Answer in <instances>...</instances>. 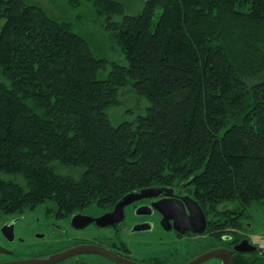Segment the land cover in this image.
<instances>
[{
  "label": "trees",
  "instance_id": "obj_1",
  "mask_svg": "<svg viewBox=\"0 0 264 264\" xmlns=\"http://www.w3.org/2000/svg\"><path fill=\"white\" fill-rule=\"evenodd\" d=\"M63 2L89 3L125 63L50 0H0V215L111 207L178 177L213 205L264 204V0ZM128 86L146 111L112 124Z\"/></svg>",
  "mask_w": 264,
  "mask_h": 264
},
{
  "label": "flooded vegetation",
  "instance_id": "obj_2",
  "mask_svg": "<svg viewBox=\"0 0 264 264\" xmlns=\"http://www.w3.org/2000/svg\"><path fill=\"white\" fill-rule=\"evenodd\" d=\"M151 187H157L158 196L134 200L123 207L122 214L111 213L115 204L65 213L51 203L31 216L28 212L1 214L0 263L40 258L47 264H188L221 249L232 251L230 263L240 254L264 256V233L258 229L264 226V205L259 204L263 211L257 212L259 205H213L199 200L192 187L182 182ZM200 210L205 229L197 234L193 230L200 225L192 218ZM106 213L111 214L104 222L110 224L100 225L96 218ZM87 217L93 220L86 223ZM245 240L256 249L237 250L240 242L249 244ZM215 262L222 260L209 257L197 264Z\"/></svg>",
  "mask_w": 264,
  "mask_h": 264
},
{
  "label": "rangeland",
  "instance_id": "obj_3",
  "mask_svg": "<svg viewBox=\"0 0 264 264\" xmlns=\"http://www.w3.org/2000/svg\"><path fill=\"white\" fill-rule=\"evenodd\" d=\"M121 1L125 6V10L129 11V13H135L137 8L141 5V0ZM50 4H55L58 7L60 6L63 12H66V10L68 9L66 6H64L63 0H50ZM97 13L98 12L94 10L89 3H87L82 7L67 10L65 15L66 18H68L71 22L73 28L86 39L94 55H96L97 57H104L109 61H116L124 64L125 61L123 54L121 53L119 47L116 45L110 31L107 29L105 19L98 16ZM2 23L3 19H0V26L2 25ZM118 101L119 102L117 105L111 107L108 110V116L112 124H117L121 121L134 119L136 115L144 113L148 105L147 101L144 98L138 96L129 86L120 89ZM180 179V177L174 179L171 184L177 185ZM257 205L258 204H255V206ZM43 206L44 203L37 205L35 207L36 209L33 208L35 210L26 209L24 211H19L16 213L28 212L26 214H29L31 216L35 211H38L39 207ZM98 207L101 206L94 203L85 208L97 209ZM258 207L259 209L254 207L256 212L258 210L263 211V206L261 207V205H259ZM253 221L254 220H251L252 223ZM252 225L254 224H251V226ZM258 229L261 233H264V226L262 224L261 228ZM252 237L253 240H258V238H255L254 236ZM214 264H218V262H215Z\"/></svg>",
  "mask_w": 264,
  "mask_h": 264
},
{
  "label": "water",
  "instance_id": "obj_4",
  "mask_svg": "<svg viewBox=\"0 0 264 264\" xmlns=\"http://www.w3.org/2000/svg\"><path fill=\"white\" fill-rule=\"evenodd\" d=\"M183 184H185V182H182ZM156 188L157 187H144V188H140L138 190H135V191H131L125 195H123L116 203H115V206H114V210L111 212V213H115V212H118L119 214L123 213V207L125 205H127L128 203L134 201V200H137V199H140V198H146V197H156L158 196L157 192H156ZM194 200V199H192ZM194 202H196L194 200ZM194 204H197V203H194ZM160 206V205H159ZM201 213L199 212H194L193 213V218L192 220L194 221L193 223L195 224H199L200 227L193 230V232L195 233H201L204 231L205 229V216L203 214V212L200 210ZM111 213H106V215H102L100 216L99 218H96L98 221V223H100V225H107V224H110V222L108 220H106L104 222V217H109V214ZM191 216V214H190ZM93 218L91 217H87V220L86 223L92 221ZM102 221V222H101ZM243 242H247L249 243L248 241H243ZM244 245L242 242H240L239 246H237V250L239 251H250V250H253V249H256L255 246L251 245L250 243L247 244V246H242ZM251 245V246H250ZM0 250H2V248L0 247ZM211 253L210 254H207L205 256H201L199 257L197 260H193L192 262L188 263V264H197L199 263L200 261H202L203 259H206V258H209V257H218L219 259L222 260V263L221 264H229L230 263V260H231V257H232V251L231 250H213V251H210ZM100 253H103L102 251H100ZM127 264H140V263H135L133 261H125ZM48 263V260L46 259H40V258H31V259H25V260H15V261H9V262H5V263H0V264H47Z\"/></svg>",
  "mask_w": 264,
  "mask_h": 264
}]
</instances>
